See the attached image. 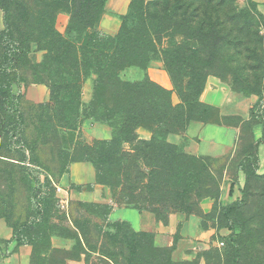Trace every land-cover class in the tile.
Segmentation results:
<instances>
[{"label": "trees", "instance_id": "trees-1", "mask_svg": "<svg viewBox=\"0 0 264 264\" xmlns=\"http://www.w3.org/2000/svg\"><path fill=\"white\" fill-rule=\"evenodd\" d=\"M136 1H132L128 13L121 17L119 32L112 36L98 28L107 0H0L5 25L0 32V131L11 139L8 147L2 143V150L20 155L24 164L32 165L28 167L41 169L38 148L40 144L47 145L49 135L68 134L71 146H77L74 153L61 149L60 161L56 164L57 178L37 177L34 188L37 212L32 220L36 223L27 227L40 226L37 232L44 233L51 251L58 249L52 247L53 236L76 238L87 247L92 234L99 239L105 237L106 242L120 250L121 259L113 256L114 249L113 253L104 255L112 264H200V258H204L206 264H214L210 259L216 256L208 252L199 253L192 261L174 260L179 234L175 235L173 246L159 247L154 233L136 231L128 221H107L105 226L87 221L86 213L95 204L79 202L86 207L85 212L70 219L71 225L61 223L66 215L58 210L60 200L56 196V185L72 162H91L96 182L119 191V200L116 199L119 204L150 211L165 224L176 212L209 217L216 220L218 230L246 226L245 207L251 188L253 183L264 179L257 171L259 155L253 151L264 142V126L262 137L255 140L254 136V127L264 124L259 113L264 103V74L261 73L264 57L262 50L246 44L250 36H255L252 41L258 44L263 46L264 43V33L256 30L257 22L259 26L264 25L259 3L248 0V6L238 9L236 0H146L150 15L159 21L155 30L157 39L162 33L173 38L183 37L176 45L173 39V46L164 49L160 57L183 102L174 105L171 91L148 75L142 80L121 77L125 68L147 69L150 61L158 57L156 47H150L154 42L149 29L137 28L130 36L126 32L124 21ZM64 10L70 14V22L62 33L57 19ZM256 16L259 17L257 22ZM128 37L132 38L131 44L127 42ZM38 50L45 51L44 59L33 62L30 54ZM239 57L249 62L243 70L253 73L254 78L238 75L235 82L242 83L239 90L229 84L237 93L258 96L247 120L240 116H222L216 107L201 100L210 75L228 80L222 73L211 71L224 68L234 74L232 66L238 63ZM253 59L258 62L250 64ZM23 70L31 72L34 83L46 84L51 93L50 101L28 106L33 109L30 118L21 107L20 96L12 89L15 81L26 79L21 74ZM90 77L94 80V93L86 105L82 101L83 86ZM86 119L108 125L112 136L93 143L78 142L80 127ZM192 121L240 127V139L249 133L250 143L237 165V170L246 175L243 196L222 207L219 215L216 211L223 169L232 154L199 157L181 152L176 144L168 141L169 134L185 133ZM140 128L152 132L150 139L140 137ZM30 130H35L36 137L29 138ZM206 198L215 199L216 203L213 211L204 214L200 203ZM112 208L105 204L103 213L98 214L100 219L106 220ZM2 216L9 219L7 213ZM9 227L19 245L33 246L31 264L38 261L39 243L33 237L25 239L17 224L9 222ZM229 247L224 264H241L242 247L231 238ZM86 256L85 263L89 264L88 253Z\"/></svg>", "mask_w": 264, "mask_h": 264}, {"label": "rangeland", "instance_id": "rangeland-1", "mask_svg": "<svg viewBox=\"0 0 264 264\" xmlns=\"http://www.w3.org/2000/svg\"><path fill=\"white\" fill-rule=\"evenodd\" d=\"M146 0H137L130 10L128 17H126L124 24L126 27V32L129 36L132 34L133 30H138L137 28H145L149 29L152 35L151 40L154 42V46L156 47V51L158 52V57L151 60L149 66L152 62H160L162 66H164V70H166V64L163 58V50L167 49L169 46H173L172 41L174 39V45L181 43L183 37L180 35H176L174 38L166 33H162V36L158 40V35L155 33V30H158L159 21L152 18L150 15V8L147 6ZM236 6L238 9H242L245 6H248V0H236ZM264 6V5H262ZM259 10L264 15V8L258 7ZM256 22L259 20V17L256 16ZM70 22V14L67 11H61L58 15L57 26L58 29L65 33L67 27ZM238 27L239 25H236ZM5 28L4 25V11L0 8V32ZM230 28V26H229ZM142 29V30H143ZM256 30L260 31L261 34L264 33V25L258 24ZM238 33V30L236 28ZM255 36H250V39H246V44L250 43V47H255L257 50H262L261 56L264 57V43L258 44L257 41H252V38ZM128 44H131V37H128ZM261 45V47H260ZM249 46V45H248ZM248 48V47H246ZM153 53L151 54V56ZM45 51H34L30 54V58L33 62H41L44 59ZM264 61V58H263ZM258 60L253 59L251 63H256ZM249 65V62L245 59V57H239L238 63H235L232 66V70H234V74L228 72L224 68L220 69V71L215 69L211 72H220L223 76H227L228 80L226 82L230 83L231 86L235 90H239L242 83L235 82V79L238 75L242 77H251L254 78V74L248 72L247 70H243V67ZM130 68V69H129ZM128 69V70H127ZM148 69V68H147ZM147 69L140 66H129L125 68L121 72V77L124 79L127 78L129 80H142L146 77L147 74L144 75V72ZM127 70L124 74V71ZM30 73V74H29ZM168 73V72H167ZM264 74V71L261 72ZM21 74L26 77L23 81H15L12 85V89L14 94L20 96V104L25 113L28 114V118H30V112H32L31 108L28 106L36 105L39 103H45L50 101L51 93L50 89L46 84L34 83L32 74L30 71H21ZM169 75V74H168ZM169 78L172 83L171 88H166L171 91V98L174 105L183 103L180 97L179 91L174 85L170 75ZM188 78H185V82H187ZM264 81V76H263ZM162 86V85H161ZM186 84L184 85V90L186 91ZM94 93V80L93 77L87 79L83 86V96L82 101L84 104H88L93 97ZM256 98L258 99L257 95ZM261 111L259 112L263 117L264 122V103L261 107ZM98 123L96 120L86 119L82 124L81 135L78 139L79 141H84L88 143H93L96 139H90L87 130L93 128V126ZM262 126L264 124L262 123ZM85 128V129H84ZM140 135L142 134H150L152 132L147 128H140L138 130ZM0 131V220L4 221L6 225L9 227L10 223H15L18 225L19 229L22 231L23 237L25 239L33 237L38 243L39 247H37V251L41 255L38 261H34L33 264H69V261L78 260V256L81 255V258L86 259V253H88V261L89 264H112L110 260L107 259L104 255H109L113 253L114 249L116 252L113 253L114 257L121 259L120 250L116 248V246L112 243L106 242V238L99 239V237L94 235H89V252H87V247L85 244H79L78 239L76 238H66L70 241L69 248L66 249H56L55 251H51L50 248L47 247V242L43 232L38 234L37 231L41 228L40 226H34L32 229H29L27 225H32L36 222H33V218L36 217L37 207L35 205V201L33 199L34 188L37 185V177L42 180L46 175H51L53 178H57L56 176V167L57 163L60 161V150H67L74 153L75 146H71V136L70 135H58L52 136L49 135L47 139V145H39L38 148V158L40 163L42 164L41 169L36 167H28L32 166L27 163L22 162V158L18 154H12L7 152L5 149L2 150V143L6 144V147L11 144V139L8 136L3 135ZM35 130L29 131V138L36 137ZM26 140V138H24ZM150 139V138H145ZM77 142V141H76ZM45 143V144H46ZM250 143L249 133H245L239 141V145L235 154H232L226 163V167L223 169V180L221 182L220 188V198L218 200L217 206V215L221 212V208L225 207L234 201L241 199L243 196V187L246 182V175L244 172H239L237 170V165L239 159L242 157V154L246 147ZM5 147V148H6ZM259 155L260 164L258 174L264 175V142L259 145L257 149H254ZM239 153V154H238ZM30 155V154H29ZM234 159V160H233ZM233 162L229 165V162ZM26 165V166H24ZM47 165V166H46ZM28 167V169H26ZM35 170L34 174L30 171V169ZM243 176V184L240 183V177ZM62 178V177H61ZM61 182V179H60ZM60 182L56 185V196L59 198L60 206L58 210L61 214L66 215L65 219L61 222L63 224L71 225L70 219L74 217H78L79 214L85 212L86 207L83 205H79V202L90 203L94 205V208H91L90 211L86 213L87 221H91L93 224L98 223L102 226L106 225V220H101L98 214H102L105 206V203H96L90 201H83L77 198L78 192L82 190H92L95 187V184H92L88 187H79L76 185H66L64 187L61 186ZM61 187L62 190L58 191L57 187ZM110 188V187H109ZM46 191V189H43ZM116 193V199L119 200L118 194L119 191L112 189ZM73 192V193H72ZM251 197L249 198L248 204L245 207V213L247 222L246 226H240L235 229L222 228L218 230V223L216 220L205 216H196L200 221V224L205 230L216 231V234L213 238L216 241V244H212L211 246H206L204 250L201 252H208L213 254L214 258L210 259V261L214 264H224L225 256L229 252V243L230 238L231 241L236 240V243L242 247L243 255L241 259V264H264V197H261L264 193V179L261 181H257L253 183L251 188ZM70 193V194H69ZM72 194L74 196H72ZM43 195V194H42ZM11 201V204L8 203ZM216 200L212 198H206L201 201V210L204 214L210 213L214 210ZM58 204V203H57ZM59 205V204H58ZM97 205V206H96ZM210 207V210L205 211V206ZM7 213L9 215V219L2 216V214ZM9 220V222H8ZM55 221H59L57 219H53ZM11 228V227H10ZM224 242L223 245L219 243ZM6 245L5 241H0V251L4 252V247ZM217 248L218 250H212ZM210 251V252H209ZM216 251V252H214ZM200 252V253H201ZM219 254V256H218ZM31 264V263H30Z\"/></svg>", "mask_w": 264, "mask_h": 264}, {"label": "crops", "instance_id": "crops-1", "mask_svg": "<svg viewBox=\"0 0 264 264\" xmlns=\"http://www.w3.org/2000/svg\"><path fill=\"white\" fill-rule=\"evenodd\" d=\"M133 0H107L98 28L105 34L115 36L122 24L121 17L129 11ZM151 1V0H147ZM264 8V0H254ZM130 69V68H129ZM128 70V69H127ZM124 71L125 72L127 71ZM147 74L158 84L171 88L172 83L164 66L160 62H152L144 75ZM125 80H129L124 77ZM201 100L216 107L222 116H240L247 120L250 118L252 107L257 98L254 95L240 94L232 90L225 80L210 75L207 78L205 88L201 94ZM85 129V128H84ZM90 139H107L112 136V129L102 123H96L93 128L87 130ZM263 134V127L258 124L254 127L255 140H259ZM241 128L217 123H204L192 121L185 133H171L167 139L176 144L181 152L199 157H223L234 154L240 140ZM141 138H150V134H142ZM243 184V176L240 177ZM61 186L76 185L87 187L95 184L92 190L78 192L77 198L83 201L105 203L113 208L106 221H128L136 231L154 233L155 243L159 247H171L174 245V237L179 234L177 245L173 251V259L176 261H192L199 256L206 246L216 244L213 236L214 229L205 230L196 216L176 212L170 215L167 224L158 221L154 213L128 207L119 204L116 193L111 188L96 182L95 167L91 162H72L60 182ZM73 193V192H72ZM70 194V193H69ZM72 196H74L72 194ZM209 206V205H208ZM207 205L205 211L210 210ZM0 241H5L4 252L0 251V264H30L33 255V246L29 244L19 245L14 238L12 228L0 220ZM53 248H69L70 241L66 238L53 236L51 238ZM69 264H86L85 259L69 261ZM200 264H206L204 258H200Z\"/></svg>", "mask_w": 264, "mask_h": 264}, {"label": "built area", "instance_id": "built-area-1", "mask_svg": "<svg viewBox=\"0 0 264 264\" xmlns=\"http://www.w3.org/2000/svg\"><path fill=\"white\" fill-rule=\"evenodd\" d=\"M57 189H58V191H61L62 190V188L61 187H57ZM220 245H223L224 244V242H221V243H219Z\"/></svg>", "mask_w": 264, "mask_h": 264}]
</instances>
